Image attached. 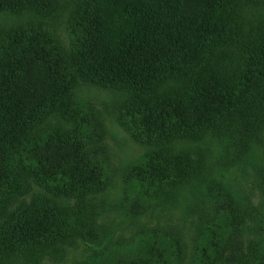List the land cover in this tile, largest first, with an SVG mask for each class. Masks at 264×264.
I'll list each match as a JSON object with an SVG mask.
<instances>
[{"label": "trees", "instance_id": "obj_1", "mask_svg": "<svg viewBox=\"0 0 264 264\" xmlns=\"http://www.w3.org/2000/svg\"><path fill=\"white\" fill-rule=\"evenodd\" d=\"M1 14L66 16L71 42L66 53L41 26L0 25V264H47L95 237L88 203L109 185L94 132L83 134L92 123L74 97L77 79L129 96L123 121L146 148L129 218L141 224L145 197L172 203L199 190L189 211L205 206L218 229L221 218L236 232L245 226L240 196L209 153L221 144L218 164L243 161L264 135V0H0ZM257 228L261 242L243 264H264V220ZM178 241L180 264H218L214 246Z\"/></svg>", "mask_w": 264, "mask_h": 264}, {"label": "rangeland", "instance_id": "obj_2", "mask_svg": "<svg viewBox=\"0 0 264 264\" xmlns=\"http://www.w3.org/2000/svg\"><path fill=\"white\" fill-rule=\"evenodd\" d=\"M248 17L251 21L255 19L251 14ZM1 24L7 25V28L15 25L19 29L41 26L52 36L60 50L66 53L69 51L71 36L66 16L39 18L1 14ZM74 97L85 102L84 115L89 124H92L91 130L88 125L84 128L83 134L86 137L89 136L87 131L95 134L97 161L104 170L109 189L88 203L95 237H88L87 242L76 239L74 244L64 250L61 258L57 261L49 260L47 264H105L109 260L132 259L139 255L147 257L150 264H180L175 258L177 253L175 239H179L178 242L182 246V238L188 239L190 236L196 237L201 248L214 246L213 255L217 249L218 264L245 263L243 258H248L252 243L261 242L257 226L259 220H264V135L252 146L250 154L243 161L230 160L227 165L218 164L219 158L227 157V151L221 144L216 150L212 148L209 153L211 158L209 165L212 166L214 174L240 196L241 205L249 216L243 224L245 226L240 230L236 232L230 229L229 222L223 221L222 218L217 219L224 222L226 228H216L215 213L208 208L205 209V206H198L194 212L189 211L188 206L195 202L196 194L200 196L199 190L192 194L184 193L172 203L166 201L158 204L155 199L143 198L140 203L145 214L142 215L141 224H137L135 216L128 217L127 208L133 207L134 199L139 192L136 186L138 183L134 181L132 172L137 166L145 163L146 148L132 137L123 121L125 117L123 108L130 101L129 96L125 97L120 92L105 90L77 79ZM93 124L96 126L92 127ZM29 197L26 195L24 199L29 200ZM202 215L203 218L205 215L209 219L207 222L213 227L209 229L205 227ZM199 217L202 220L198 219ZM214 234L217 239L216 245L210 244ZM106 235L110 236L107 240L103 239ZM149 245L154 246L151 254L149 250L144 252ZM164 247H167L168 251L161 249ZM210 251L208 248V253ZM201 252L200 248L196 250L197 255ZM192 262L191 257L186 264H193Z\"/></svg>", "mask_w": 264, "mask_h": 264}]
</instances>
